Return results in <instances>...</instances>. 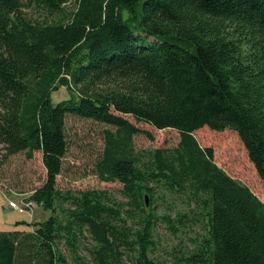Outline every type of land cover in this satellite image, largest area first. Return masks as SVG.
Listing matches in <instances>:
<instances>
[{
    "label": "trees",
    "instance_id": "obj_1",
    "mask_svg": "<svg viewBox=\"0 0 264 264\" xmlns=\"http://www.w3.org/2000/svg\"><path fill=\"white\" fill-rule=\"evenodd\" d=\"M68 1L0 0V156L42 152L30 197L51 212L32 231L0 230V264H170L152 255L158 223L195 218L204 232L171 264H264V201L194 135L236 130L264 180V0ZM61 85L70 96L53 102ZM68 115L111 125L95 167L125 200L58 186ZM129 116L178 130L179 144L136 149V134L153 135ZM158 196L189 208L159 212Z\"/></svg>",
    "mask_w": 264,
    "mask_h": 264
},
{
    "label": "rangeland",
    "instance_id": "obj_2",
    "mask_svg": "<svg viewBox=\"0 0 264 264\" xmlns=\"http://www.w3.org/2000/svg\"><path fill=\"white\" fill-rule=\"evenodd\" d=\"M70 8L75 6V0H69ZM31 12V11H30ZM70 96L67 86L61 85L52 93L53 102H58ZM130 117V116H129ZM142 130L135 135L136 149L174 147L181 140L180 132L173 128L159 129L144 122H137L130 117ZM111 125L100 123L92 119L68 115L66 132L69 142L68 151L64 158V167L58 176V186L63 190L77 192L84 189H105L110 191L117 199L125 200L122 193V182L105 181L96 172V162L99 159L105 145L103 132ZM200 144L204 147L212 146L215 152L216 162L228 173L246 183L264 201V180L260 177L254 163L250 160L247 149L242 142L239 133L232 129L214 130L204 126L194 131ZM1 146V145H0ZM46 177V168L42 161V152L35 151L33 158H27L24 152L3 158L0 156V230L20 229L32 231L34 223L49 217L51 212L42 207H37L34 214L19 212L8 205L9 199H16L21 194H30L32 189L41 185ZM159 195H165L158 188ZM164 202L158 196L156 209L159 212H177L186 210L188 204L179 197L177 200L169 198ZM67 204H69L67 202ZM33 217V218H32ZM32 219V220H31ZM19 221H30L31 224H19ZM189 221L180 231H173L166 223L159 222L155 238L157 248L152 253L161 262L172 263V253L175 249L191 250L196 246L195 239L204 232V221ZM90 243L88 233L81 237L79 253L89 257L87 246ZM59 250L70 262L74 261L73 252L63 241L58 242ZM130 263V261H128Z\"/></svg>",
    "mask_w": 264,
    "mask_h": 264
},
{
    "label": "built area",
    "instance_id": "obj_3",
    "mask_svg": "<svg viewBox=\"0 0 264 264\" xmlns=\"http://www.w3.org/2000/svg\"><path fill=\"white\" fill-rule=\"evenodd\" d=\"M30 194H21V196L16 199L7 198L8 205L17 209L19 212H30L31 214H34L35 209L39 207V204L36 200L30 197Z\"/></svg>",
    "mask_w": 264,
    "mask_h": 264
},
{
    "label": "water",
    "instance_id": "obj_4",
    "mask_svg": "<svg viewBox=\"0 0 264 264\" xmlns=\"http://www.w3.org/2000/svg\"><path fill=\"white\" fill-rule=\"evenodd\" d=\"M148 197L146 196V199H147ZM148 200V199H147ZM148 202V201H147Z\"/></svg>",
    "mask_w": 264,
    "mask_h": 264
},
{
    "label": "crops",
    "instance_id": "obj_5",
    "mask_svg": "<svg viewBox=\"0 0 264 264\" xmlns=\"http://www.w3.org/2000/svg\"><path fill=\"white\" fill-rule=\"evenodd\" d=\"M33 218V217H32ZM32 220V219H31Z\"/></svg>",
    "mask_w": 264,
    "mask_h": 264
}]
</instances>
